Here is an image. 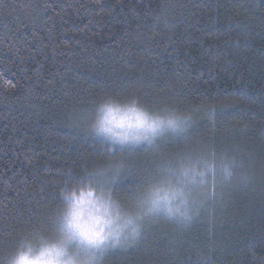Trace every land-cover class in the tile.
Returning a JSON list of instances; mask_svg holds the SVG:
<instances>
[{"label": "trees", "instance_id": "trees-1", "mask_svg": "<svg viewBox=\"0 0 264 264\" xmlns=\"http://www.w3.org/2000/svg\"><path fill=\"white\" fill-rule=\"evenodd\" d=\"M109 90L222 101L187 139L211 136L235 166L190 225L107 264H264V0H0V237L101 155L79 123Z\"/></svg>", "mask_w": 264, "mask_h": 264}, {"label": "clouds", "instance_id": "clouds-1", "mask_svg": "<svg viewBox=\"0 0 264 264\" xmlns=\"http://www.w3.org/2000/svg\"><path fill=\"white\" fill-rule=\"evenodd\" d=\"M218 103L177 105L139 90L94 98L79 127L101 155L64 173L41 216L0 237V264H107L109 249L151 228L190 225L235 166L211 136L187 139L198 120H213Z\"/></svg>", "mask_w": 264, "mask_h": 264}, {"label": "snow or ice", "instance_id": "snow-or-ice-1", "mask_svg": "<svg viewBox=\"0 0 264 264\" xmlns=\"http://www.w3.org/2000/svg\"><path fill=\"white\" fill-rule=\"evenodd\" d=\"M220 103H222V101H220ZM212 115L215 116V110L214 109H213ZM261 133L264 134V129H261ZM113 154H115V151H113ZM147 235H148V233L146 232L145 234L140 235L139 239H137L135 241L123 244L119 248H111L106 252V255L112 256V255H115L117 253V251H127L131 248L138 247L140 242L147 238Z\"/></svg>", "mask_w": 264, "mask_h": 264}]
</instances>
